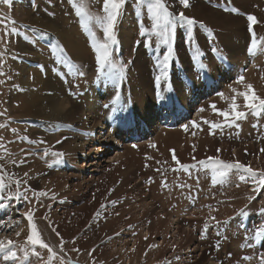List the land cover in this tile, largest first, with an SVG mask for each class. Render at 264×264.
I'll list each match as a JSON object with an SVG mask.
<instances>
[{
	"label": "rangeland",
	"instance_id": "obj_1",
	"mask_svg": "<svg viewBox=\"0 0 264 264\" xmlns=\"http://www.w3.org/2000/svg\"><path fill=\"white\" fill-rule=\"evenodd\" d=\"M86 3L90 14L103 15V0H86ZM165 3L170 11H183L185 15L197 20L198 23L192 28L191 42H188L186 27L178 26L172 40L171 58L165 74L162 75L161 62L168 52V45L151 31L152 21L147 11L146 0L140 5L135 4L134 0H127L115 27L118 44L112 48L114 61L122 64L125 69L124 78L119 81H113L98 72L95 54L91 60L87 58L84 62L79 61L66 47L58 31L54 30V32L42 22L34 21L35 18L44 19L47 22L46 25L51 23L57 26L62 35L69 31L77 33L76 30H79L80 33L77 34L82 38L86 32L67 0H9L8 3H0V16L7 17L3 24H0V35H3L6 30L5 26L7 29L12 27L17 29L16 34L9 35L4 41H0V53H3L0 56V73H3L0 75V113H4L0 115V124L6 125L5 128H0V137L3 138L0 143L4 145L0 148V157H3L0 159V164L4 165L7 175L12 177L11 189L14 191L16 189L14 181L20 180L22 181L20 192L26 194V198L21 196L20 199L3 201L5 206L0 207V238L7 237L16 241L18 245H22L29 231L27 219L23 214L32 209L34 221L42 238L60 255L66 254V259H71L73 264H196L191 262L195 255L204 257L200 264H259L258 253L252 250V247H259L254 244L252 246V243L254 230L264 227V213L260 211L264 209V189L254 192L255 185L252 181H241L235 171L229 175L226 182L214 185L211 180V171L203 170L198 161L219 155L225 161H240L256 170L264 169V152L260 151L264 148V115L260 117L249 115L247 119L237 121L238 128L225 126L214 130V135L210 134L209 125L203 123L205 118L209 121L223 122L224 118L214 113L210 105L215 104L218 109L228 107L229 100H222L217 93L222 92L225 97H228L225 89L235 83L239 75L242 74L245 77L251 69H255L259 71L263 79L264 51L258 50L255 55H250L248 52L250 45L248 47V44L241 43V45L244 44V48H239L234 54L215 37V31L219 27L198 17H202L204 12L214 13V10L237 17L254 15L260 21L253 25L258 46L261 45V38H264V20L255 13L258 10L255 0H190L188 8L180 5L179 0H165ZM200 5L207 6L208 12L204 7H198ZM247 5L251 11L243 8ZM233 9L236 11H232ZM135 20L138 29L133 28L134 31L131 29L126 37L127 46H123L121 37L123 24L128 21L130 25ZM13 21H15L14 24ZM248 23L246 29H248ZM133 25L134 23L132 27ZM141 25L147 30L145 35L140 34ZM73 26L77 28L74 29ZM89 27L96 33L99 40H103L102 29L95 24V21L89 22ZM247 31L250 34L249 30ZM231 35L226 38L231 37L229 39L231 42L235 41L234 44L241 42L239 33ZM204 38L208 46L202 44L201 40ZM182 47L184 51L181 50ZM210 54L216 60H225L226 67L222 70L224 76L218 79V85L213 80L207 83V95L201 98L204 103L202 109H205L204 112L202 111L204 113L202 118H196L195 115L198 113L196 114L195 111H190V114L183 116H180L178 112L176 113L178 118L173 124H171L172 121L168 124L163 123L160 119L164 114L173 112L175 109L167 111L169 108L159 104L163 109L161 111L163 116L160 108L156 114H153L155 115L152 116L153 122L147 121V114L152 109H149V106L152 105L154 96L159 100L158 93L163 95L161 89L172 88L170 91L173 94L180 95L188 89L191 91L193 101L201 104L196 90H201L202 86L193 80L187 82L186 77L191 69L187 66L189 62H192L195 69L203 65L202 73H207L209 76L212 71V67L208 65ZM230 57L236 58L237 61L236 59L233 61ZM34 71L41 74L40 76L45 80L37 88L34 87V83L39 82H35ZM79 72H83L84 75L80 76ZM62 76L64 78L60 80ZM139 76L143 77L144 81ZM157 76H160L159 85L156 82ZM132 82L140 86L144 83L141 87L145 88V92L141 97H132L131 92L135 94V89L140 90ZM145 82L152 83V87L150 88L149 85L145 87ZM23 83L26 84L24 89ZM29 84L31 86L27 87ZM21 89L24 91L23 94L32 93L34 90L30 100L35 96L37 100L40 99L38 104L40 110L27 114L18 109ZM147 91H149L148 95H146ZM50 99L67 104L69 102L67 106L69 109L80 106L82 112L80 111L77 119H80L81 122L78 125L81 127L74 129L66 121L53 120L56 112L51 106L53 107L55 103L52 105ZM114 100L116 103L113 106ZM185 102L187 103V99ZM106 104L109 107L105 108ZM44 106H48L47 111L44 110ZM14 110L17 111L14 112ZM141 111L146 112L143 113L146 116L143 119L139 115ZM198 119L200 120L197 121ZM135 120H138V124L131 125ZM155 121L158 125L161 123L163 125L158 126L154 123ZM190 121L197 122L199 127L191 128ZM185 125L188 126L187 131H185ZM127 126L130 128L127 129ZM139 126H143V133L141 130V134H135V137L126 143L123 140L124 137L122 138L123 133L131 128L135 129L134 132L140 133ZM101 127H107V130L104 132L103 140L100 139L102 143H99L95 137L100 136ZM146 128L147 131L144 130ZM12 129L16 131L13 132ZM70 130H73L74 134L67 137V132ZM177 130L180 131L182 139L188 140V142L185 141L187 143L181 141L180 143L177 139L179 137L166 134ZM202 135L205 143H197ZM29 141H35V143H29ZM82 141L88 143L92 141L93 146L97 144L96 146L102 151L98 161L115 160L104 163H108L109 166L103 171L105 177L97 181V186L99 185L97 192H104L106 189H112L116 185L122 186V184L123 189L116 196L113 195L109 201L104 200L100 205V211L104 214L107 209L114 207V203H117L118 206L126 209L125 214H127H124V220L128 223L119 224V232L111 234L107 232V221L104 220L108 217L101 218L102 221L99 220L102 215L98 211L99 217L95 219V224L89 222L85 226L86 230H89L90 226L94 228L95 231H90V234H83L82 237L79 236L80 238L69 240L68 235L62 232L59 240L62 238L64 241V252L60 253V248L55 242L49 240L50 231L44 227L42 217H47V225L56 227L57 222L53 219H58L57 212H61L57 206L60 193L66 191V187L62 185L61 189L55 188L52 186L53 179L70 173L72 182L73 178L83 175L82 164L89 163L91 159L76 162V153L81 149L78 144H83ZM193 145L195 151H193ZM68 146L75 147L72 149L75 154L72 152L70 157L67 156L71 152ZM184 146L190 147L185 151L186 153L180 151L185 149ZM217 148L222 151L217 153ZM169 149H175L176 156L182 163L196 166L191 168L190 172L171 171L176 164L172 160ZM45 150L48 152L47 156L44 155ZM53 152L64 154L58 157L53 156ZM193 156L195 160L192 159ZM56 160H59V163H53ZM49 165L52 166L49 167ZM101 175L102 173H97L96 177ZM126 180H128L127 184L124 183ZM6 183L9 181L6 180ZM40 191L46 192L47 195L37 200L33 193ZM95 193L96 190L92 191L93 195ZM95 201H91L90 204L93 205ZM81 204L84 202L79 203ZM241 209L245 211V215L241 214ZM213 216L216 218L215 221L210 219ZM163 219L166 223L161 230L158 229L159 233L150 234L148 239L143 238L148 235L144 231L151 226V223L158 225L157 223ZM17 222L18 226H16ZM102 222H106V225ZM205 222L209 225L207 230L204 229ZM75 224L78 225L77 228L80 227L79 222ZM249 224L252 227L249 234L251 235L253 231L251 236L239 231L242 228L248 229ZM8 225L12 227L9 228ZM16 232H20L21 235L17 237ZM124 232L128 233L127 237L123 236ZM126 238L130 241L128 242ZM127 243L131 245L128 244L126 247ZM165 246L167 250L163 255L161 251ZM263 246L264 242L260 248ZM74 248L79 251H73ZM91 249L95 251L89 255ZM13 250L17 251L18 256L15 264H47L46 249L37 246L36 252L39 255L30 252L27 261H24L22 252L18 249ZM162 255L164 259L160 257ZM245 256L251 259L244 260ZM2 257L3 254L0 253V264H13L12 261L5 262ZM52 264H59V259L53 260Z\"/></svg>",
	"mask_w": 264,
	"mask_h": 264
},
{
	"label": "bare ground",
	"instance_id": "obj_2",
	"mask_svg": "<svg viewBox=\"0 0 264 264\" xmlns=\"http://www.w3.org/2000/svg\"><path fill=\"white\" fill-rule=\"evenodd\" d=\"M256 3L258 4V10L257 12H255L257 14V16H259L260 19L264 20V0H255ZM199 5V4H197ZM198 7H204L206 9V7L204 5H200ZM195 8V7H194ZM203 8V9H204ZM244 9L246 10H250L251 8L247 5L246 7L243 6ZM197 9V7H196ZM263 9V10H262ZM198 10V9H197ZM68 11V10H67ZM202 11V10H201ZM207 11V9H206ZM251 11V10H250ZM203 12V11H202ZM208 12V11H207ZM75 14H73L74 16ZM192 15V14H191ZM197 15V14H196ZM195 16V15H193ZM202 17H198L199 19L201 20H204L206 22H209V23H212L214 26L216 27H219L217 28V30L215 31L216 33V36L217 37V40L221 41V43L225 46V48L227 47L231 52H233L234 54L238 52L239 48H244L243 45H241V43H246L248 44V47L249 45H251V41H252V34L250 33H247L248 29H246V25L248 23V20L246 17L244 16H241V17H237V16H233L231 14H226V13H222L218 10H214V13H211V12H208V13H205L204 12V15H201ZM33 18V17H32ZM34 19V18H33ZM42 19V17L40 18ZM79 20V19H78ZM34 21L36 23H40L42 22L44 26L52 29L53 31H58L59 34H61L62 36V40L64 42V44L66 45V47L71 51V53L73 54V56L78 59L79 61H82L84 62L85 59L89 58L90 60L92 59V56L95 54L92 50V47H91V39L89 37V35L87 33L83 34L82 35V38L79 36V34L77 33H80L79 30H76L77 33L73 32V31H69L67 34L65 35H62V32L61 30L55 26V25H52L51 23L49 25H46L47 22L44 21V19L42 20H37L36 18L34 19ZM49 21V20H48ZM45 22V23H44ZM54 22V21H53ZM67 23V21H65ZM55 23V22H54ZM130 23V22H129ZM134 23L133 27H132V24ZM132 24L128 25V21H126L124 24H123V29L121 31V37H122V40H123V46L126 45V40L127 38V35L131 32V29L133 28H136L138 29L137 27V24H136V20L133 21ZM76 26V25H75ZM74 27V26H73ZM77 28V27H74V29ZM220 29H226L225 31L224 30H220ZM246 30V32H245ZM54 31V32H55ZM134 31V29H133ZM222 31V33H221ZM134 32H132L133 34ZM233 33H239L241 35V42L238 43V44H234V42H231V40L229 38L228 39L226 38V36L228 35H231ZM137 35V34H135ZM203 36V35H202ZM232 36V35H231ZM239 36V35H238ZM120 37V36H119ZM234 37V36H233ZM210 39V38H209ZM121 41V40H120ZM202 44H204L205 46H208V42H206L205 38L204 40L202 39ZM121 46V45H120ZM127 46V45H126ZM184 46V45H182ZM186 46V45H185ZM204 46V47H205ZM179 48V47H178ZM123 49V48H122ZM188 49V48H187ZM180 50V49H179ZM178 50V51H179ZM182 51H184L183 47L181 48ZM180 52V51H179ZM182 54V52H181ZM139 56V55H137ZM235 57V55H233ZM186 57V56H185ZM232 57V56H231ZM230 57V58H231ZM237 57V56H236ZM141 58V57H140ZM142 59V58H141ZM139 59V60H141ZM183 59V58H182ZM187 59V58H186ZM232 59V58H231ZM236 59V58H234ZM234 59H232L234 61ZM239 59V58H238ZM149 60V59H148ZM146 61V59H145ZM237 61V59L235 60ZM240 61V59H239ZM138 62V61H137ZM140 62V61H139ZM149 62V61H148ZM199 62V61H197ZM225 60H222V59H215L212 54H210L209 56V66L212 67V71L210 73L209 76H207L208 74L206 73H202V71H204V69H202L201 65L198 66L199 68L195 69L193 68V64L192 62H189L188 63V66L190 69L187 77H186V80L187 82H190L191 80L195 81V83L199 82L198 84L202 86V91L201 90H196L198 92V96L200 97L198 100L200 101L199 103H201L200 105L196 102L193 101V99L191 98V91L190 90H185L181 95L180 94H173L172 91H170L172 88H168V90H165V89H161L160 91L163 93V95L165 94L164 99H160L158 100V98H156L154 96V100L152 101V105L149 106V109L150 112L147 114L148 117L146 118L147 121L149 122H153V119H152V116L154 117L155 115L153 114H156L157 110H160V113H162L161 111L163 110L161 106H166L167 108H169L167 111H170L172 108H173V112H169V113H165L164 116H163V113H162V116L163 118H161L160 120L163 122V123H169L170 121H172L171 124H173L175 121L176 118H178V115H176V113L180 112V116L182 115H186L187 113H189L190 111L192 112H196L197 117H200V119L202 118L203 116V112L200 111V109L203 108L204 106V103L201 101L203 99V97H205L207 95V92H206V86H207V83L210 82V81H214L216 82V84L218 85L219 84V78L221 76H224V74L222 73V70L224 69V67H226L225 65ZM136 63V61H135ZM148 64V63H147ZM148 65H146L147 67ZM44 69H45V66H43ZM135 67V66H134ZM140 67V66H139ZM23 68V67H22ZM136 68V67H135ZM143 68V67H142ZM143 70V69H142ZM23 71H24V68H23ZM46 71V70H45ZM43 71V72H45ZM150 71V70H149ZM231 71V70H230ZM147 72V71H145ZM35 73V78H36V81L35 82H39V83H34V87H39V84L43 83L45 80L44 78H42L40 75L41 74H38L37 71H34ZM136 73V72H134ZM133 73V74H134ZM222 73V74H221ZM232 74V73H231ZM145 76V75H144ZM263 76V75H261ZM140 77V76H139ZM138 77V79H139ZM226 77V76H225ZM62 80L64 78V76L60 77ZM140 78H143V77H140ZM228 78V77H226ZM263 79H261L260 75H259V71L258 70H255V69H251L245 76V80L247 83H251L253 86H254V90L256 91V93L258 95H264V76L262 77ZM132 79H134V77H132ZM131 79V81H132ZM207 79V81L205 80ZM65 80V79H64ZM68 80H69V76H68ZM20 81H21V77H20ZM70 81V80H69ZM130 81V82H131ZM140 81V80H139ZM139 81L137 83H139ZM143 81H144V78H143ZM129 82V81H128ZM136 82V81H134ZM133 83L134 86L136 87H139V91H137L135 89V94L132 93L131 91V94H132V97H141L143 95V92H145V88L143 89V87H141L139 84H136V83ZM142 82V81H141ZM25 83H23V89L25 88ZM132 85V84H130ZM150 86V88L152 87V83H148V82H145V87L146 86ZM31 84H29V86L27 87H30ZM211 86V84H210ZM232 87H235L237 88L238 90H243V85H240V84H237V83H233L231 84ZM176 87V86H174ZM212 88V87H210ZM32 89H33V85H32ZM227 90L230 89V87H227L226 88ZM225 89V93L227 94L228 93V97L230 98L233 93L227 91ZM151 90V89H150ZM142 91V92H141ZM227 91V92H226ZM34 92V90H33ZM33 92L32 93H29V94H23L24 91L21 89L20 91V94H19V97H18V101L20 102L19 104V107L18 109L20 111H24L26 112L27 114L28 113H32L34 112V110H40V108L38 107V104L40 103V99L37 100L36 99V96L34 97V99H31V97H33ZM149 94V91L146 92V95ZM196 94V93H195ZM30 95V96H29ZM134 95V96H133ZM27 97V99H26ZM29 97V98H28ZM152 97V96H151ZM153 98V97H152ZM202 98V99H201ZM185 99H187V103L185 102ZM205 99V98H204ZM161 100V101H160ZM44 101V100H43ZM50 102H52V105L53 103L54 106L52 108V110H54L56 112V114L54 115L53 117V120H63V121H66L68 122V124L70 125V127L74 128V129H78L80 128L81 126L78 125L80 124V119H77L80 115V111H81V108L80 106L74 108V109H69V107L67 108V106L69 105V102L68 104L65 103V102H61L60 100L59 101H55L54 99H50L49 100ZM67 101V100H66ZM72 101V100H71ZM230 102V101H229ZM203 103V104H202ZM237 103L241 105V110L243 109V99L238 97L237 98ZM155 104V105H154ZM159 104H161V106H159ZM206 106V104H205ZM48 108V106H44V110H46ZM67 108V109H66ZM205 108V107H204ZM16 109V108H15ZM25 109V110H24ZM148 110V109H147ZM205 110V109H204ZM17 110H14V112H16ZM19 111V112H20ZM47 111V110H46ZM143 111V110H142ZM140 112V116L141 118L143 119L144 117V112ZM149 111V110H148ZM147 111V112H148ZM82 112V111H81ZM86 112V111H85ZM190 112V113H191ZM45 113V112H44ZM146 113V112H145ZM189 113V114H190ZM213 113V112H211ZM35 114V113H34ZM39 114V113H38ZM79 114V115H78ZM41 115V114H39ZM83 115L84 112H83ZM90 115V113H89ZM146 115V114H145ZM212 115V114H211ZM37 116V115H35ZM82 116V115H81ZM161 116V117H162ZM179 116V117H180ZM209 116V115H207ZM206 116V117H207ZM214 116V115H213ZM189 117V115H188ZM209 118V117H207ZM217 118V117H215ZM220 118V117H219ZM83 119V118H82ZM134 118H132L133 120ZM141 119V120H142ZM200 119H198L197 121H199ZM206 119V118H205ZM134 121V120H133ZM189 121V120H188ZM187 121V122H188ZM191 122V121H190ZM147 125L148 123L145 122ZM156 123V121L154 122ZM189 123V122H188ZM138 124V120H135L134 123H131V125L133 126H136ZM158 125V123H156ZM160 124V123H159ZM162 124V123H161ZM160 124V125H161ZM197 124V122H196ZM98 125V124H96ZM158 125V126H160ZM163 125V124H162ZM157 126V127H158ZM192 123L190 124V127L192 128ZM140 127V133L138 132H134L135 129L131 128L129 131H125L122 135V138L123 140H125V142L127 143L128 140H132V138L135 137V134H141V130H142V133H143V126H139ZM130 127L127 126V129H129ZM107 130V127H101L100 128V136L99 137H95L96 141H98L99 143H102L100 141V139H102V137H104V132ZM147 131V128L144 129ZM209 133V132H208ZM72 134H74V131L70 130L69 132H67V137H70ZM166 134H172L173 137H179L177 138L179 140V142H184V143H187L188 140L186 139H182L181 136V133L180 131H171L166 133ZM97 135V134H96ZM74 136V135H73ZM130 136V137H129ZM200 136V135H199ZM203 138V135L201 136L200 138V141L198 140L197 143H205V141L202 140ZM181 139V140H180ZM199 139V138H198ZM103 140V139H102ZM176 141V139H174ZM187 141V142H185ZM67 142V141H66ZM71 142V141H70ZM92 142V141H91ZM88 143V142H85V141H82L83 144H78V146L81 148L79 149V151H77L76 153V162L78 161H82V160H85L87 158L91 159L89 160V163H83V175H81V177H75L73 178L74 180H70L71 178V174H66L64 176H61V177H56L55 179H53V184L52 186H55V188H58V189H61L62 188V185L64 186V188L66 187V191H62L60 193V201L58 202V206H57V209L61 210V212H57V215H58V219H53L55 220V222H57V225L56 227L54 226H49L47 225L48 223V220L47 219H44V217H42L43 219V222H44V227L50 231V236H49V240L51 242H55V244L59 247V243H60V240H59V237L56 235V232H59V234L61 235L62 232L67 234L68 235V239L71 240V238H78L79 236L82 237V235H86V234H90V231H95L93 230L94 228H92V226H90L89 230H86L85 229V226L90 222V223H94L95 219L99 217V215H97V213H99L98 211H100V205L102 204V202L105 200V201H109L111 199V197H113V195H117L119 192L122 191L123 189V184L122 186H118L116 185V187L112 188V189H109V190H105L104 192H97L98 191V188L99 185L97 186V181L99 179H103L105 177V175H103V171L106 170L107 166H109V164H104L105 162H113L115 161L114 159H109L108 161H105V159H102L100 161L99 158L101 156V153L102 151L100 150V148H98V146H93L92 143ZM180 142V143H181ZM211 142V141H210ZM176 143V142H175ZM214 143V142H212ZM225 144V143H224ZM69 145V144H67ZM66 145V146H67ZM77 145V144H76ZM201 145V144H200ZM204 145V144H203ZM75 146V145H74ZM192 146V145H191ZM206 146V145H205ZM69 147V146H68ZM76 147V146H75ZM75 147H69L70 151L67 156L70 157L71 156V153L74 151L72 149H75ZM208 147V146H207ZM182 148V147H181ZM184 150L180 149V151L182 153H186L185 151L190 149L189 146H184ZM204 148V147H203ZM78 149V148H77ZM68 151V150H67ZM64 154V153H63ZM75 154V153H74ZM73 154V155H74ZM66 156V155H65ZM73 157V156H72ZM263 158V156H262ZM255 159V158H254ZM88 160V159H87ZM262 160V159H260ZM73 161V160H72ZM263 161V160H262ZM81 165V166H82ZM97 173H102L101 176H98L96 177ZM77 175V174H75ZM125 184L128 183V180H126L124 182ZM136 184V182L134 183ZM96 185V186H95ZM54 190V188H53ZM94 190H96V193L95 195L92 194V191L94 192ZM59 191V190H58ZM91 192V193H90ZM135 193V192H134ZM54 194V193H53ZM58 195V194H57ZM101 195H104L103 197ZM55 196V195H53ZM59 197V196H58ZM95 197V198H94ZM93 200H96L94 202V204H90L91 201ZM113 200V199H112ZM111 200V202H112ZM84 202V204H81L79 205V203H82ZM114 207H112L110 210L107 209L105 211V213H101L100 211V214L102 215L100 217L99 220H101V218H107V219H104L105 221H107V229L109 233H114V232H117L119 230L118 228V225L119 224H127L128 221L124 220V214L126 212V209L122 208V206H118L117 203H114L113 205ZM196 206V205H195ZM103 210V209H102ZM224 210V209H223ZM233 210V209H232ZM17 211V210H16ZM104 212V211H103ZM128 212V211H127ZM118 213V215H117ZM148 213V212H147ZM127 214V213H126ZM125 214V215H126ZM151 214V213H150ZM153 215V214H152ZM112 216V218H111ZM54 217V216H53ZM150 217V216H149ZM97 220V219H96ZM259 220H262V219H259ZM102 221V220H101ZM100 221V222H101ZM149 221V220H148ZM80 223V227L77 228V224L75 223ZM170 222V221H169ZM263 222V221H262ZM103 223V222H102ZM157 223V222H156ZM165 223L166 221H159L157 224L158 225H155V224H152L151 223V226L148 227V229L146 231H144L145 234H148L147 237H149L150 234H154V233H159V230L162 229V227L165 226ZM95 224V223H94ZM106 225V222L103 223ZM102 224V225H103ZM260 224V222H259ZM130 225V224H129ZM248 225V224H247ZM258 225V223H257ZM221 226V225H220ZM255 226V225H254ZM167 227V226H166ZM165 227V228H166ZM247 227V226H246ZM130 228V227H129ZM128 228V229H129ZM164 228V229H165ZM250 228V229H249ZM251 225L249 224V227L248 229H240L239 227V231L242 232V233H247L248 235H250V231H251ZM259 228V227H258ZM52 229H55L56 232H53ZM106 229V230H107ZM131 229V228H130ZM159 229V230H158ZM255 231V230H254ZM102 232V231H101ZM119 232V231H118ZM117 232V233H118ZM100 233V232H99ZM253 231L251 232V235H252ZM152 234V235H153ZM24 235V234H23ZM130 235V234H129ZM158 235V234H157ZM246 235V234H245ZM250 235V236H251ZM124 237H127L128 236V233L124 232ZM208 237V236H207ZM80 238V237H79ZM143 238H145V236H143ZM82 239V238H81ZM131 239V238H129ZM242 239V238H241ZM248 239V238H247ZM126 240H128V238H126ZM135 240V239H133ZM165 240V238H164ZM76 241V240H75ZM130 240H128L129 242ZM239 241V240H238ZM132 242V241H131ZM248 242V241H247ZM81 243V242H79ZM52 244V243H51ZM125 244V242H124ZM128 244L130 243H127L126 244V247L128 246ZM135 244V243H134ZM54 245V244H53ZM131 245V244H130ZM233 245V244H232ZM197 246V245H196ZM195 246V247H196ZM241 246V244H240ZM252 246H253V243H252ZM125 247V245L123 246ZM57 248V247H56ZM260 248V247H259ZM255 248V247H252V250L255 251V253H260V252H264V246L262 248ZM125 252H126V249L124 248ZM131 250V249H130ZM135 250V249H134ZM167 250V247L165 246L164 249L161 251V254H165ZM128 251V249H127ZM122 252V251H121ZM136 252V251H135ZM124 253V252H123ZM121 255V254H120ZM140 255V254H139ZM163 255L160 256L161 258H163ZM232 255V253H231ZM124 257V256H123ZM155 258V257H154ZM164 259V258H163ZM204 260V257H200V256H196L191 260L192 263H196V264H200L202 263V261ZM228 261V260H227Z\"/></svg>",
	"mask_w": 264,
	"mask_h": 264
},
{
	"label": "snow or ice",
	"instance_id": "obj_3",
	"mask_svg": "<svg viewBox=\"0 0 264 264\" xmlns=\"http://www.w3.org/2000/svg\"><path fill=\"white\" fill-rule=\"evenodd\" d=\"M9 0H0V3H8ZM68 4L71 5L72 9L75 11L76 16L80 20V24L85 30V32L89 35L91 39V47L93 52L95 53V61L98 66V72L102 75H106L113 81H119L124 78V66L122 64H118V62L114 61L112 48L114 45L118 44V40L115 34V27L118 21V18L121 14V10L125 7L127 0H103V8L102 12L103 15H92L87 10V3L86 0H67ZM147 2V11L152 21L151 31L157 37H159L162 42L168 45V52L164 55L163 61L161 62V74H165V70L168 67L169 60L171 58V54L173 51L172 40L174 38L175 31L178 26L186 27L188 33V42L190 43L192 40V28L195 24H197V20L194 17H189L185 15L183 11L175 12L170 11L168 6L165 3V0H146ZM134 3L137 5L145 3V0H134ZM179 4L182 5L184 8L190 7V0H179ZM227 10V9H226ZM232 11H236L233 9ZM248 30L252 34V41L251 45L248 48V52L250 55H255L258 50L264 51V38H261V45L258 46L256 34L253 31V25L260 23L254 15L248 14ZM7 19V17L0 16V24H3V21ZM95 21V24L102 29L103 32V40H99L96 36V33L92 31V28L89 27V22ZM15 21H13V24ZM5 31L3 35H0V41H4L6 37L12 34L17 33V29L12 27L11 29H7L5 26ZM146 29L141 25L140 34L145 35ZM3 53H0L2 56ZM203 68V65L201 66ZM106 70V71H105ZM80 76H83V72L78 73ZM3 75V73H0ZM157 85L160 83V76L156 77ZM235 83L243 85V90H238L235 87L229 85L231 92L233 95L229 97H225L224 93L218 92L217 95L221 97L222 100H229L228 107L226 109H218L215 104L210 105L213 112L222 116L224 118L223 122H214L209 121L207 119L203 120L204 124L209 125L210 134H215L216 129H222L223 127L227 126L229 128L236 127L238 128L239 125L237 121L247 119L249 115L254 117H260L264 115V97L258 95L254 90V86L251 83H247L245 77L241 74L239 75ZM158 97L160 99H164L163 95L158 93ZM240 97L243 99V109H241V105L237 103V98ZM119 98V94L117 93V99ZM116 101H113V106L115 105ZM105 108L109 107V105H104ZM115 107H113V111H115ZM200 111H204V109H200ZM0 115H4V113H0ZM193 127H199L195 121L191 122ZM256 125H254L255 127ZM6 125L0 124V128H5ZM185 131H187L188 126H184ZM15 132V129H12ZM195 135V133H193ZM3 138L0 137V140ZM29 143H35V141H29ZM41 143H43L41 141ZM60 143V141H57ZM151 147H155V145H150ZM4 145L0 143V148H3ZM136 147V145H133ZM172 154V160L175 162L176 167L172 168L171 171L178 172H190L191 168H194L196 165H189L182 163L176 156L175 149H169ZM193 151H195V146L193 145ZM222 150L220 148L216 149L217 153H220ZM264 152V148L260 150ZM45 156L48 155L47 150L44 153ZM53 156H62L63 153L53 152ZM3 159V157H0ZM150 159V157H149ZM195 160V156L192 157ZM15 163V161H13ZM53 163H59V160L54 161ZM198 163L202 166L203 170H210L211 171V180L212 183L215 184H223L226 182V179L229 175L235 171L239 175V179L241 181L251 180L252 183L255 185L253 188L254 192H258L264 189V169L256 170L253 169L250 165L241 163L240 161H225L220 158L219 155L216 156H209L206 160H200ZM52 165H49L51 167ZM160 171V169H157ZM27 176V173H25ZM151 179V178H150ZM6 180L9 183H6ZM12 177L8 176L4 170V165L0 164V207H4L3 201L5 199L11 201L12 199H20L21 196H25L26 194L20 192V185L22 181L15 180L16 189L13 191L11 189V182ZM166 187L167 185H162ZM238 186V185H237ZM183 187V185H181ZM34 196H36L37 200L39 197L46 196L47 193L44 191H40L38 193L34 192ZM95 198V197H94ZM252 199V197H250ZM103 207V205H102ZM261 213H264V209L260 210ZM241 214L245 215V211L241 209ZM24 217L27 219L29 231L26 236V239L22 245H18L16 241L10 238H0V253L3 254V260L5 262L12 261L13 264L18 259L17 251L13 249H18L20 252L23 253L24 261H27L29 257V253L39 255L36 252L37 246L42 249H46L48 253V261L47 264H52L53 260L59 259V264H73L71 259H66V254L60 255L50 244L45 242L42 238L40 231L37 228V225L34 221V212L30 209L28 212L23 214ZM99 215V213H97ZM118 215V213H117ZM47 219V217H44ZM211 220L215 221V217H210ZM18 226V222L17 225ZM7 227L11 228L12 225H8ZM209 227L208 223L205 222L204 229L207 230ZM53 232H56L55 229H52ZM15 235L19 237L21 235L20 232H16ZM56 235L59 237V232H56ZM254 239L260 240L264 238V227L258 228L254 232ZM145 239H148L146 236ZM64 241L61 238L59 243L60 253L64 252ZM154 247V246H150ZM73 251H79L78 249H72ZM95 249H91L89 251V255L94 252ZM244 260H249L251 257L245 256ZM259 264H264V252L258 253Z\"/></svg>",
	"mask_w": 264,
	"mask_h": 264
}]
</instances>
